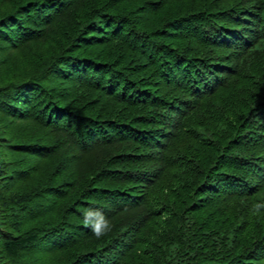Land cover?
<instances>
[{
	"label": "trees",
	"instance_id": "1",
	"mask_svg": "<svg viewBox=\"0 0 264 264\" xmlns=\"http://www.w3.org/2000/svg\"><path fill=\"white\" fill-rule=\"evenodd\" d=\"M0 264H264V0H0Z\"/></svg>",
	"mask_w": 264,
	"mask_h": 264
},
{
	"label": "clouds",
	"instance_id": "2",
	"mask_svg": "<svg viewBox=\"0 0 264 264\" xmlns=\"http://www.w3.org/2000/svg\"><path fill=\"white\" fill-rule=\"evenodd\" d=\"M84 222H85V224H87V223H88V221H87V220H85Z\"/></svg>",
	"mask_w": 264,
	"mask_h": 264
}]
</instances>
